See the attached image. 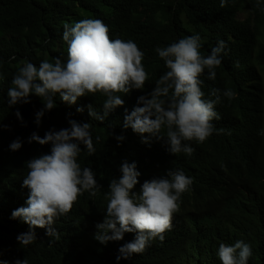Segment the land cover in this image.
Instances as JSON below:
<instances>
[{
	"label": "clouds",
	"instance_id": "9594fccd",
	"mask_svg": "<svg viewBox=\"0 0 264 264\" xmlns=\"http://www.w3.org/2000/svg\"><path fill=\"white\" fill-rule=\"evenodd\" d=\"M226 4L220 0L221 7ZM61 5L70 21L55 46L67 47V60L30 48L20 57L7 91L9 107L30 103L32 94L44 107L35 114L38 128L9 142L10 150L23 149V156L33 158L25 162V193L0 213V264H34L40 251L50 255L52 264H80V197L94 238L105 245L121 244L119 261L143 253L152 239L163 241L174 233L177 220H192L228 195L210 178L217 165L209 157L201 167L206 177L198 183L192 172L171 162L198 157L200 147L218 132L221 114L215 105L221 103V90L211 89L215 99H204L200 76L207 69L208 78L215 80L228 44L218 40L207 49L202 34L182 32L158 46L154 57L163 74L121 116L117 107L125 101L117 93L143 90L149 78L142 63L144 48L132 37L114 33L108 20L80 13V1ZM183 27L184 32H198L193 25ZM4 80L0 74V83ZM97 92L107 97L99 110L103 114L87 107L90 117L107 120L102 146H97L100 136L92 138L90 123L79 122L84 111L80 98ZM222 95L229 101L236 97L230 88ZM52 109L63 117L45 126L42 119ZM15 115L23 123L19 110ZM133 146L139 156L132 155ZM156 147L172 156L162 154L164 162H156L151 155ZM226 242L218 238L215 245L221 264H248L250 245Z\"/></svg>",
	"mask_w": 264,
	"mask_h": 264
},
{
	"label": "trees",
	"instance_id": "16d2710c",
	"mask_svg": "<svg viewBox=\"0 0 264 264\" xmlns=\"http://www.w3.org/2000/svg\"><path fill=\"white\" fill-rule=\"evenodd\" d=\"M67 1H80V13L108 20L114 33L132 37L146 52L142 63L149 78L143 90L117 93L125 101L117 107L121 116L122 110H133L137 98L150 92L163 74V65L154 57L161 44L183 32L202 34L207 49L218 40L229 47L221 53L215 80L208 78L207 69L200 76L204 99H215L211 89L221 90V103L215 105L221 114L217 134L200 147L198 157L171 160L173 165L192 172L198 183L206 177L201 167L209 157L217 165L210 178L220 190L228 191L226 200L208 206L192 220H177L171 237L157 242L152 239L143 253L117 261L121 244L109 241L105 245L94 238L92 221L80 197V264H221L215 256L218 238H226L227 245L244 241L252 251L248 264H264V0H259L260 7L256 6L258 0H227L225 7L220 6V0H0V74L5 78L0 83V125L6 126H0V209L6 205L10 208L25 193V162L33 158L23 156V149L10 150L9 142L36 130L35 114L44 107L35 94L30 95V103L9 107L7 91L18 72L20 57L30 48L35 53L42 50L53 58L60 55L67 60V47L62 43L55 46L63 37L65 22L70 21L64 18L61 5ZM51 20L54 24L49 23ZM184 24L193 25L198 32H184ZM229 88L236 93L231 101L222 95ZM106 99L99 92L80 98L79 107L84 111L79 112V122L90 123L94 140L101 137L97 146L104 137L107 120L90 117L87 106L91 104L102 115L99 110ZM17 110L23 123L15 115ZM61 117L60 111L52 109L42 120L47 126ZM81 149V153L87 151L83 145ZM130 150L133 156H139L137 147ZM162 154L172 156L159 147L151 152L158 163L165 160ZM81 159L86 162L88 157L82 154ZM44 253L39 252L42 255L34 264H52L50 255Z\"/></svg>",
	"mask_w": 264,
	"mask_h": 264
},
{
	"label": "bare ground",
	"instance_id": "6f19581e",
	"mask_svg": "<svg viewBox=\"0 0 264 264\" xmlns=\"http://www.w3.org/2000/svg\"><path fill=\"white\" fill-rule=\"evenodd\" d=\"M245 66H246V65H245ZM241 67H242V66H241ZM241 67H240V68H241ZM237 71H238V70H237ZM207 75H208V74H207ZM234 75H236V74H234ZM231 76H233V74H232ZM203 77H204V76H203ZM201 80H202V79H201ZM250 85H251V84H250ZM248 86H249V85H248ZM244 89H245V88H244ZM239 93H240V92H239ZM225 102H226V101H225ZM164 159H165V158H164ZM173 163H174V162H173ZM173 163H172V164H173ZM115 164H116V163H115ZM222 187H223V186H222ZM229 188H230V187H229ZM227 190H228V189H227ZM10 191H11V189H10ZM7 194H8V193H7ZM0 200H1V198H0ZM3 200H4V199H3ZM5 201H6V200H5ZM209 208H210V207H209ZM206 209H207V208H206ZM0 210H1V209H0ZM258 212H259V211H258ZM189 214H190V211H189L188 213H186L185 217L189 216ZM262 215H263V214H262ZM259 216H260V214H259ZM251 217H252V216H251ZM260 220H261V218H260ZM260 220H259V221H260ZM174 232H175V231H174ZM190 236H191V235H190ZM170 237H171V236H170ZM155 239H156V241L154 240L155 242H157V240H159L158 237L155 238ZM190 239H191V238H190ZM165 240H166V239H165ZM155 242H154V243H155ZM150 243H151V242H150ZM167 245H168V244H167ZM166 247H167V246H166ZM169 247H170V246H169ZM169 247H167V249H168ZM194 247H195V246H194ZM209 248H210V247H209ZM195 249H196V248H195ZM207 249H208V247H207ZM198 250H199V249H198ZM195 251H196V250H195ZM208 252H209V251H208ZM204 253H205V252H204ZM210 253H212V252H210ZM198 254H199V253H198ZM198 254H197V255H198ZM187 256H189V255H187Z\"/></svg>",
	"mask_w": 264,
	"mask_h": 264
}]
</instances>
